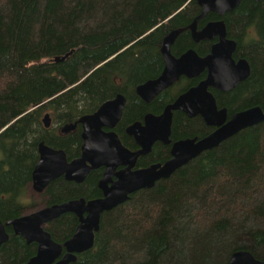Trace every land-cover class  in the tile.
Instances as JSON below:
<instances>
[{"label": "trees", "instance_id": "16d2710c", "mask_svg": "<svg viewBox=\"0 0 264 264\" xmlns=\"http://www.w3.org/2000/svg\"><path fill=\"white\" fill-rule=\"evenodd\" d=\"M199 13L196 0H0L3 222L23 214L38 145H51L42 117L72 122L119 91L133 92L162 66L163 40L172 31L191 45L188 28ZM223 19L252 70L250 103L264 111V0H242ZM57 186L47 193L48 206L89 196ZM77 225L65 214L46 230L63 244ZM6 231L0 264L25 263L34 245ZM236 251L264 260V122L103 214L93 248L70 264H227Z\"/></svg>", "mask_w": 264, "mask_h": 264}, {"label": "water", "instance_id": "95a60500", "mask_svg": "<svg viewBox=\"0 0 264 264\" xmlns=\"http://www.w3.org/2000/svg\"><path fill=\"white\" fill-rule=\"evenodd\" d=\"M241 1L196 0L200 14L189 26L190 32L195 42L201 39H211L214 36L219 37V43L213 47L212 55L207 59H201L193 50H189L180 58L174 59L169 50L178 34L177 31H174L163 40L161 52L166 63L164 71L157 79L139 85L136 92L144 99L152 98L180 76L190 77L204 68L209 70L208 78L198 87L178 97L158 118L148 117L145 120V128L134 125L128 129V133L135 136L143 149L149 148L157 140L167 143L172 121L171 111L174 110L183 111L188 116L199 114L208 125L220 127L201 140H185L175 143L172 146L171 160L163 166H152L147 170L133 172L127 177H122L113 189L105 192L104 199L88 202L72 200L39 209L29 215L8 221L5 225L11 226L15 235L21 236L28 243L36 242L39 245L37 254L26 264H68L74 262L76 260L75 254L87 252L93 247L94 233L99 229L101 215L123 203L128 194L153 188L157 181L168 179L175 171L202 152L215 149L240 131L264 122V111L257 106L236 113L225 123L226 110L218 111L212 94L206 90L208 87H214L221 91H228L249 75V67L245 60H240L236 64L232 60L231 53L235 49V42L226 39L225 26L222 21L210 22L200 31H196V22L209 12L223 16L236 9ZM68 55L55 57L54 62H61ZM146 93L149 96H145ZM120 98L122 97H118L117 100ZM120 100L117 103L122 106ZM115 102L116 100L107 102L94 115L85 116L81 119L84 126V145L79 159L67 163L63 151L51 149L42 143L39 144V159L32 172L33 187L37 191H41L48 181L62 175L68 180L81 181L90 169L96 168L99 163L107 160L109 155L119 154L120 151L129 154L121 147L115 134L106 135L100 131V127L104 126V121L101 120L102 116L108 115ZM118 117L119 114H116L115 121ZM42 123L45 128L49 127L50 119L47 114L43 117ZM74 128L75 125H67L62 129V133ZM144 133H146V137H144ZM139 153H144V151ZM138 154L130 156L135 160ZM87 162L90 165H87ZM65 213L76 215L79 219V225L72 238L64 244L66 254L61 260L54 263L60 256L62 247L54 243L49 235L41 229V226ZM7 240L8 235L0 221V247ZM227 264H264V260H256L247 251H236L231 255Z\"/></svg>", "mask_w": 264, "mask_h": 264}, {"label": "flooded vegetation", "instance_id": "af4514ba", "mask_svg": "<svg viewBox=\"0 0 264 264\" xmlns=\"http://www.w3.org/2000/svg\"><path fill=\"white\" fill-rule=\"evenodd\" d=\"M228 13H230V12H228ZM228 13L224 14L223 16H220L216 13L209 12L206 16H204L203 18L199 19L196 22V31L197 32L200 31L208 23L214 22V21H222L224 23L225 31H226V25H225V21L223 18ZM209 15H212V17L211 18L208 17ZM202 21H203L202 25L198 26V22H202ZM188 29H189V38L188 39L191 42L190 46L189 45H187V46L181 45L182 43H179V40L181 37L179 35L180 32L178 30H174V31H177L178 34L175 37L172 45L169 47L170 54L172 55V57L174 59H178L184 53L188 52L189 50H193L196 53V55L201 59H207L208 57H210L213 53V47L219 43V37L214 36L211 39H201V40L195 42L192 38V35L190 32V27ZM174 31H172V32H174ZM226 39L234 41V40L228 38L227 34H226ZM161 50H162V48H161ZM161 57H162V66L157 71L155 76H153V77L139 83L138 85H136L133 92H129L127 90H122V91L117 92L116 94H114V96L111 99L103 102L93 112L81 115L77 119L73 120L72 122L63 123L61 125L56 124L54 122L52 116L50 114H47L49 116V119H50V124H49L48 128H45V127L44 128L45 129L51 128L52 132L47 133V136L51 142V145H46V146H48L49 148L54 149V150L63 151L65 154L66 162L71 163L72 161L79 159L81 157V154H82V147L84 145V137H83L84 126L81 123V119L85 116L94 115L95 113H97V111L100 109V107L103 104L116 100V102L114 103V105L111 108L108 115L105 114L104 116H102L101 120L104 121V126L100 127V131L106 135L107 134H115L116 137L118 138V141H119L121 147L126 152H128L129 154H126V153H123L120 151L119 154L117 153L116 155H109V156L107 155L108 156L107 160L99 163V165L96 168L90 169L81 181H78L76 179L75 180L74 179L68 180L65 178L64 175H62V176L56 177V178L48 181L46 183V185L42 188L41 191H37L33 187L34 183L32 180V173H31V181L27 187V190L30 187L32 192L37 194V196H39L40 201L36 204L39 206V209L51 207L53 205H59V204L67 203V202L72 201V200H84L85 202H88V201H93V200L104 199L105 198V192L109 191L110 189H113L114 186L119 183V181L122 177H127L128 174H132L133 172L147 170V169L151 168L152 166H156V165L163 166L166 162L171 160L172 159V153H171L172 146L175 143L180 142V141H185V140H195V141L201 140V139L209 136L211 133H213L214 131H216L220 127V126H216V125H208L204 121L203 117L199 114H196L194 116H188L183 111L174 110V111H171L172 121H171V125L169 128V135H168V142L167 143H164L163 141L157 140V141H154L150 145L149 148L143 149V147L137 142L135 136L131 133L130 134L128 133V129L134 125H137L140 128H145L146 127V121L145 120H147L148 117L158 118L159 116H161L164 113L165 109L169 105L174 103V101L178 97H180L181 95L190 91L191 89L198 87L202 82H204L208 78L209 70H208V68H204V69L200 70L199 72H197L196 75H192L190 77L185 76V75L180 76L176 81L172 82V84H170L167 88L162 90L160 93H158L154 97L144 99L142 96H140L136 92V88L139 85L146 83L147 81H152V80L157 79L162 74V72L164 71L165 66H166L162 52H161ZM231 58L235 64L238 63L240 60H245V59L241 58L240 56H237V54H236V42H235V49L231 53ZM247 64L249 67L248 77L242 81H239L233 88L229 89L228 91H221V90L216 89L214 87H208L206 89L209 93L212 94V96L215 100L217 110L218 111H220L222 109L226 110L225 123L228 122L232 118V116L235 115L236 113L246 111V110L251 109L253 107H257V106H255L254 102L252 103L253 105L250 103L251 100L249 97V89L247 87L248 86L247 82L251 79L252 70H251V67H250L248 62H247ZM234 93H235V95H233ZM145 96H149V94L146 93ZM118 97H122V98H120L121 100L119 99L122 102V106H119V104L117 103V101H119V100H117ZM227 105H230L231 108L226 107ZM141 106H143V108L141 109V113L134 115L135 110H137V108H141ZM229 109H231L230 112H229ZM116 114L117 115L119 114L117 121H115L116 120L115 119ZM43 117H42V119H43ZM67 125H75V128L73 130H69L65 133H62V129ZM144 137H146V133H144ZM41 143H39V144H41ZM42 144H44V143H42ZM53 144L60 145V147L59 146H53ZM143 151H144V153H139V152H143ZM204 152H207V151H204ZM204 152H202V153H204ZM133 154H138L137 157H135V160H134V158H131V156H130ZM38 156H39V154H38ZM38 159H39V157H38ZM194 159H192V160H194ZM37 162H38V160H37ZM35 165H34V167H35ZM87 165H90V164L87 162ZM32 172H33V170H32ZM59 184H65L70 192H72V191L74 192V191L78 190L79 191L78 195L89 194V196L86 198H83L81 196H77L79 198L74 197L71 199H64L61 202H58V203H55V204L48 206V204L50 203V201H49L50 196L48 195L49 194L48 191L50 189L56 190L58 188L57 185H59ZM142 190H146V189H142ZM138 191H141V190H138ZM138 191H135V192L128 194L127 199L123 203L114 207L113 209H115L118 206L127 202L128 199L130 198V196L135 194ZM32 208H35V206ZM25 209L23 210V212L25 211ZM39 209H35L30 213H23L19 217L29 215V214H31L34 211H37ZM110 211H108V212H110ZM105 213H107V212H104L103 214H105ZM65 214H72V213H65ZM65 214H63V215H65ZM63 215H61V216H63ZM72 215H74V214H72ZM102 215H101V217H102ZM74 216H76V215H74ZM19 217H17V218H19ZM76 218L78 219L77 216H76ZM0 221L4 225L5 231H6V228H10L13 235L18 236V235L14 234L11 226L5 225L10 220L3 222L0 219ZM53 221H51V222H53ZM51 222L42 225L41 229L49 235L50 239L54 243H56L62 247L60 256L54 262V263H56L59 260H61L63 258V256L66 254L64 244L69 239H71L72 236L74 235V233H75V231L79 225V219H78V225H77L73 235L68 240H66L63 244H59V243L55 242L52 239V237L50 236L49 232L46 230L47 225L50 224ZM99 226H100V223H99ZM6 233H7V231H6ZM95 233H94V235H95ZM7 235H8V240H9V234L7 233ZM18 237L22 238L21 236H18ZM8 240H7V242H8ZM22 240L24 241V243L26 245H34V247H35L33 255L29 258V260H30L31 258H33L37 254L39 245L36 242L28 243L24 238H22ZM7 242H5V243H7ZM4 244H2V245H4ZM2 245H1V247H2ZM83 253H85V252H83ZM83 253L75 254L76 259H77L78 255H81ZM28 261H26L23 264H26ZM74 262H71V263H74ZM68 264H70V263H68Z\"/></svg>", "mask_w": 264, "mask_h": 264}, {"label": "rangeland", "instance_id": "374dc122", "mask_svg": "<svg viewBox=\"0 0 264 264\" xmlns=\"http://www.w3.org/2000/svg\"><path fill=\"white\" fill-rule=\"evenodd\" d=\"M39 196L37 194L33 193L31 188L29 187L27 190V196L24 198V204L26 205V209L23 213H30L35 209H39V206L36 205L39 202ZM35 208H32L34 207Z\"/></svg>", "mask_w": 264, "mask_h": 264}]
</instances>
